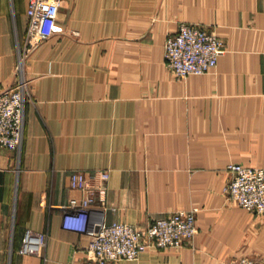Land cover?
<instances>
[{"label":"crops","instance_id":"obj_1","mask_svg":"<svg viewBox=\"0 0 264 264\" xmlns=\"http://www.w3.org/2000/svg\"><path fill=\"white\" fill-rule=\"evenodd\" d=\"M28 4L0 0V90L17 79ZM57 21L25 60L23 144L0 147V264H83L90 238L62 226V205L82 193L70 171L97 168L111 174L108 222L198 209L190 241L110 264H264V214L223 190L230 163L264 167V0H61ZM183 21L227 51L178 78L164 44ZM27 228L48 232L42 255L20 252Z\"/></svg>","mask_w":264,"mask_h":264},{"label":"built area","instance_id":"obj_2","mask_svg":"<svg viewBox=\"0 0 264 264\" xmlns=\"http://www.w3.org/2000/svg\"><path fill=\"white\" fill-rule=\"evenodd\" d=\"M61 0H29L28 26L23 43L17 46L15 83L0 90V147L20 150L24 139L26 103L32 100L31 84L24 71L25 60L40 41L65 29L57 21ZM165 61L178 78L215 68L227 51L225 41L203 25L181 22L177 32L165 40ZM225 186L228 197L239 206L264 212V167L232 162ZM109 169L71 170L69 186L80 190L62 205V226L87 234L88 258L83 264H110L118 258H137L149 249L182 246L198 232L197 208L179 209L145 224L121 220L108 222L105 213L113 208L107 201ZM49 234L27 228L20 252L42 255ZM225 264H261L253 257H240Z\"/></svg>","mask_w":264,"mask_h":264},{"label":"rangeland","instance_id":"obj_3","mask_svg":"<svg viewBox=\"0 0 264 264\" xmlns=\"http://www.w3.org/2000/svg\"><path fill=\"white\" fill-rule=\"evenodd\" d=\"M241 163V162H240ZM244 164V163H243ZM247 165V164H246ZM251 166V165H250ZM256 167H261V166H256ZM226 186V185H225ZM223 190H224V192L226 193V190H225V187L223 188ZM252 212V211H251ZM254 213H256V214H264V212L263 213H257V212H254ZM253 257V258H255L258 262H260L261 263V261H259V259L257 258V257H255V256H253V255H245V257ZM241 257H244V256H241ZM240 258V257H239ZM262 264V263H261Z\"/></svg>","mask_w":264,"mask_h":264}]
</instances>
